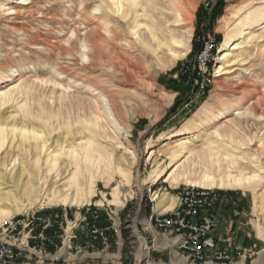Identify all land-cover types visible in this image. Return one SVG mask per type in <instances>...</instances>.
Here are the masks:
<instances>
[{"label":"bare ground","instance_id":"1","mask_svg":"<svg viewBox=\"0 0 264 264\" xmlns=\"http://www.w3.org/2000/svg\"><path fill=\"white\" fill-rule=\"evenodd\" d=\"M13 1L0 3V11L4 9L8 11L9 18L24 16L27 0H18V7L7 5ZM105 2V7L100 13H98L99 7H95L92 11L88 10L87 13L82 7L79 8L77 13L75 12L80 20L78 25L65 26L64 28L68 30L64 35L69 33L65 37L66 44L55 47L58 50V62L54 67L56 77L69 79L73 83H71L73 86H69L76 88V92H69L66 91L69 86H62L65 90H61L57 96L59 105L68 98L69 108L64 112L58 108L59 110L54 113L48 107L41 105L37 87L46 84L48 80L39 79V83L37 81L28 83L20 77L16 85L0 92V224L14 215L36 208L60 205L79 208L89 205L92 197L96 196L97 182L106 180L108 183L110 178L112 180L110 175L114 173L119 175L123 185H129L136 155L130 148L122 145L117 139L118 136L111 133L123 132V126L119 122L120 117L126 113H135L134 102L122 96L123 86L141 85L142 81L144 83L145 72L171 69L179 59L190 52L193 30L192 8L195 9V6L194 0H106ZM139 5L147 11H158L161 21L155 23L156 20L151 18V23L144 26L147 29H145L146 34L142 36L138 32L139 23L133 20L128 25L132 37L129 40L123 36L118 24L115 23V27L111 26V20H115L116 16L126 17L136 13ZM228 7L220 19V29L224 38L214 65V76H224L223 79L226 81L215 80L216 86L211 94L182 122L180 127L172 129L167 138H165L166 132L163 131L147 143L144 151L145 155H148L147 158L145 157L146 161L156 164V167L149 174L144 175L142 180L148 184L164 178L170 187L186 184L204 189L249 190L252 192V212L257 217L254 235L264 240V166L256 164L258 161L264 163V132L260 138L258 137L257 142L252 143V139H246L240 134L237 123L223 120L222 123L216 124L213 134L211 133L214 138L201 145L199 151H193L194 147H190L192 143L190 137H193L195 132L208 124L217 123L220 116L228 115L231 104L223 100L222 106L219 104L220 108L218 103L225 96L224 92L230 89L228 82L239 80L238 75L241 74L238 73L239 66L245 65L241 56L247 50V45L264 37V32L255 33V29L264 23V3L246 8ZM92 15H95L94 22L90 23L88 17ZM3 16L0 12V22ZM16 30L19 31L17 28ZM30 33L31 39L25 36L18 37L21 42L17 44L25 43L30 49H37L34 40H41L39 39L41 36L37 37L36 33ZM76 42L79 43L77 54L74 53ZM1 48L3 49L2 46ZM233 55L236 58H232ZM12 71V65L2 64L0 60V79L4 76H13ZM109 83H117L119 90L113 91V87H110L111 89L106 87ZM52 84L55 86L58 82L53 81ZM241 86L242 84L234 82L233 92L240 94ZM47 88L52 93H56L53 87ZM16 95L23 98L22 105L18 108L23 115V121H15L10 113L1 114L11 106L9 104L16 99ZM171 98L172 95H166L163 101L168 104ZM256 101L264 107V93L259 95ZM35 103L39 108H33ZM257 120H264V115H257ZM32 121H37V125ZM247 122L248 119L245 120V123ZM109 124L113 129L109 128ZM63 127L66 128L64 133L52 139L51 135ZM72 127H75L77 137L72 136L75 133L72 132ZM182 135L188 136L181 140L179 137ZM164 139L168 142L163 145L167 144L168 147L163 148L164 150L155 156L152 148L162 143ZM178 139L181 141L178 142ZM250 145L255 146L254 153L246 151ZM5 146L6 148L9 146L10 149L3 150ZM121 148L130 155L128 158L122 155L116 156V149ZM191 153L197 157L196 161H205L213 166L215 171L212 173L203 167V172L196 174L192 168H187L188 164L187 169L183 168V171L168 174V169L174 165L177 167L175 163ZM162 155L167 159L164 162L157 160L158 156ZM223 162H226L228 167L236 164L233 170L237 173L232 174L230 171L233 170L229 171L228 168L225 170L222 167ZM195 165L196 163H192L191 167ZM250 165L254 169L246 171V167L248 169ZM221 167L225 171L218 173L219 170H223ZM131 191L128 189L121 191L119 185H116L112 188V199L106 200L117 210L131 197ZM151 195L155 201L153 209L156 211L167 212L173 208L176 201V196L167 191L160 196L157 193ZM102 204V199L95 201V205ZM76 216H79L78 212ZM145 229L150 231V240L142 242L138 236H135V254L138 259L144 260V264H152L148 260L150 249L166 248L169 244H173L175 239L157 237L148 221ZM258 255L254 264H264V249ZM176 259L180 264L185 262L177 254ZM233 264L243 263L240 261Z\"/></svg>","mask_w":264,"mask_h":264},{"label":"rangeland","instance_id":"2","mask_svg":"<svg viewBox=\"0 0 264 264\" xmlns=\"http://www.w3.org/2000/svg\"><path fill=\"white\" fill-rule=\"evenodd\" d=\"M105 1L106 0H27L28 5H25V15L16 17L18 20L16 18H9L7 15L8 11L5 9L1 10V15L3 16L4 14V16L0 22V24H2L0 25V60L2 64L12 65V73H14L11 77L4 76V78L0 79V92L16 85L20 81V77L24 80H27L28 83L32 81H37V83H39V79L44 81L48 80L46 84H42V86L37 87L41 105L48 107V109L52 110L54 113L59 110L58 108H60V111L63 112L69 108L70 104L68 98H66L62 105H59V102L57 101V96L60 91L65 90L62 86H69L73 83L67 78L58 79L60 76L56 77L54 67H56V62H58V50L55 47H58L64 43L66 44V42H64L66 39L65 37H67L69 33L64 35L68 30L67 28H64L65 26L70 27L78 25L80 20L77 18L76 13L79 8L82 7L83 11L89 12L95 7H99V12H97L100 13L105 7ZM3 2L8 3L9 0H0V3ZM263 3L264 0H194L195 9L192 8L193 17L191 24L193 26V30L190 39V52L184 58L179 59L171 69L161 72H145L143 78L144 83L142 81L141 85L123 86L124 88L122 90V96L129 98L134 102L135 113L132 114L130 112L129 114H123L122 117H120L119 122L123 126L124 131L120 133L114 131L111 133L115 136H118L117 139L121 141L122 145L130 148L136 155L135 163L132 165L131 169L132 173L129 180V185H123L121 178L117 173L112 174V176L110 175L112 180L110 178L108 183H106V180H99L96 184L97 197H92L91 204H89L92 208L98 209L99 211H103L104 209L112 210L115 212L116 217L119 218V246L115 247L112 244L110 249V252L115 258L114 264H144V260L142 261L138 259L135 254V236H138L142 242H144V240H150V231H147L145 227L147 221L149 222L150 207L152 205L155 206V201L152 199L151 194L157 193V195L160 196L164 191H167L171 195L175 196L176 193L182 190L185 186H190L186 184H180L177 187H170L169 183L166 182L164 178L148 184L145 183V181L142 180V177L149 174V172H151V170L156 167V164L146 161L148 155H145L144 151L146 150L147 143L151 140H154L159 135V133L163 131L166 132L165 138H167L171 130L180 127L182 122L187 117H189L194 112V110L211 94L216 86L215 80L226 81V79H223L224 76H214L215 62L212 63V75L210 77L208 88L209 92L204 96H199L197 95L196 89L193 87V85L188 82L187 76L189 73L188 75L184 74L181 71V68L183 65H188L193 62L195 56L203 46V39H205L207 35L213 36L215 38L217 43V57L224 38L220 29V19L222 15L225 14L226 7L229 6L228 8H230L235 6L234 8H246L254 5L259 6ZM7 5L18 7L19 3L18 0H14L12 3ZM146 11L147 10L142 5H139V7H137L136 13L129 14L126 17L116 16L117 19L115 18V20H111V26L115 27V23L118 24L122 29L123 36L130 40L132 37L130 36L131 34L129 33L128 25L133 20H137L139 23L138 32L143 36L147 32V29L144 26L151 23V18L156 20L155 23H159L161 21L158 11L149 10L147 11L148 13ZM154 13L156 14L154 15ZM94 16L95 15H92L93 18L91 16L88 17V19H90V23L94 22ZM16 28L19 29L20 32L16 30ZM30 32L36 33L38 35L37 37L41 36L39 38L41 40H34L37 49H30L25 45V43L20 45L17 44V42L20 41L18 40V37L24 38L25 36V38L31 39ZM261 32H264V23H261L260 26L255 29L256 34H261ZM78 45V42H76L74 45V53L76 54L77 49L79 48ZM232 58L236 57L233 55ZM241 58L244 59L245 65H242V67L239 66L240 69L238 70V73H241L238 75L239 80L237 79V81L234 79L233 81L228 82V84L230 83V89L224 92L225 96L222 97V101L218 103L219 106V104L221 105L225 101L227 104H231V106L234 108L231 107L232 111L230 110L228 115H225V117L220 116L218 119L219 122L217 121V123L215 122L213 124L204 126V128L195 132L193 137H190L192 140L190 147H194L193 151H199V148L202 147L201 145L206 144L209 139L214 138V135H212L213 130L215 129L216 124L222 123L223 120L224 122L232 121L237 123L240 134L246 139H252V143L257 142V140L263 135L264 120L256 121V117L257 115H264V107L256 101V98L264 93V37H260L248 44L247 50L243 53ZM4 74L7 75V73ZM53 81L58 82V85L53 86ZM234 82L242 84L240 88L241 93L238 95L233 92ZM117 85V83H109L106 84V87H113V91H115L118 87ZM72 86H69L66 91L76 92V88ZM47 87H53L56 90V93H52ZM166 95H172V98L168 104H165L163 101ZM22 101V96L16 95V99L9 104L11 106L3 110L1 114L3 113L4 115H9L10 113L13 115V119L15 121H23V115L18 111V108L22 105ZM249 104H253L254 106L252 107ZM221 106L219 107L221 108ZM33 108H39L38 104H33ZM59 117L61 118V116ZM60 118L59 121H61ZM246 119H248L247 123H245ZM32 123H36L35 125H37V121H32ZM109 128H112L111 125ZM65 130L66 128L63 127L62 129L55 131V133L52 134L53 137L51 135V138H56L58 135L64 133ZM72 132H75L72 136L77 137L75 127H72ZM187 136L188 135H182L179 138L183 140V138ZM180 139H178V142L181 141ZM103 141L105 142V139ZM165 142H168V140L164 139L162 143L152 148L155 156L168 147L167 144L163 145ZM254 147V145H250V148H247L246 151L248 153H254ZM8 149H10L9 146H7V148L6 146L3 148V150ZM191 154H187L185 157H182L180 160H178L175 163L176 166H178L174 167V165V168L172 167L168 169V174H171V172H180V170L183 171V168L185 169L188 164L189 166L187 168H192L196 174L203 172V167H206L207 171L209 172L213 173L215 171L213 166L208 165L203 160H200L199 162L196 161L197 157L193 155V153ZM119 155L127 158L130 156L127 155L122 148L116 149V156L118 157ZM157 160L164 162L167 159L165 155H162L158 156ZM192 163H196V165L191 167ZM198 164H200L202 167L200 165L198 166ZM256 164H261L264 166V163H261V161L260 163L258 161ZM236 166V164H233L228 167L226 162H223L222 164V167L225 168V170L228 168L229 171L235 169ZM222 167L221 169H223ZM252 169H254V167L250 165V167H248V169L246 167L245 170L250 171ZM225 170H219L218 173ZM230 172L232 174L237 173L236 170ZM116 185H119L121 191L127 189L130 191L132 190L131 197L127 199L123 206L117 210L106 200L112 199V188H114ZM212 189L217 191L219 194V201H224L228 199V197L232 198V200L235 202L234 210L239 212L238 215L243 219V224H245L244 227L246 229H251L254 236V224L257 217L254 215L251 208L252 192L244 189ZM98 199L103 200V204L101 206L95 205V201ZM62 207L65 206H57L56 211L61 213L60 211L62 210ZM69 207L71 208L69 209L68 206H66V210L68 212L67 214L70 217H73L76 216V213L80 211L77 210L82 206L79 208L75 206ZM70 211L73 213L72 215L69 214ZM103 219L105 222L107 221L105 216H103ZM152 228L157 237H165L166 239L172 238L171 236H167L164 232L155 229L154 227ZM255 241H257V245L254 249L256 254L253 257V260L242 262L243 264H254V260L258 258L259 252L264 249V240L255 236ZM176 254L175 247L172 244H169L163 249L154 247L150 249L148 260L152 264H180L176 259ZM177 255L184 259V264H233L235 262H240V260H236L232 263H221L216 261L213 263H198L187 260V258L183 255Z\"/></svg>","mask_w":264,"mask_h":264},{"label":"built area","instance_id":"3","mask_svg":"<svg viewBox=\"0 0 264 264\" xmlns=\"http://www.w3.org/2000/svg\"><path fill=\"white\" fill-rule=\"evenodd\" d=\"M216 53L215 38L207 35L193 62L181 68L189 73L188 82L199 96L209 92ZM175 196V204L167 212L150 207L149 223L175 239L172 245L177 254L198 263L253 260V247L237 243L231 231L216 233L217 191L185 186ZM56 207L27 210L0 224V264H114L110 249L112 244L118 247L120 239L114 211L86 205L77 210L78 217L68 218L66 207L61 213ZM103 216L107 221L100 225Z\"/></svg>","mask_w":264,"mask_h":264},{"label":"crops","instance_id":"4","mask_svg":"<svg viewBox=\"0 0 264 264\" xmlns=\"http://www.w3.org/2000/svg\"><path fill=\"white\" fill-rule=\"evenodd\" d=\"M234 205L235 202L231 197H228V199L224 201L221 200L218 202L217 209L219 213V227L216 233L221 234L225 231H231L233 239L237 243L241 244L242 246H250L255 249L257 245V241H255V235L253 236L251 229H246L244 227L245 224H243V219L238 215L239 212L234 210ZM69 214L72 215L73 213L70 211ZM69 217L70 216H68V218ZM99 224H105L103 218H101Z\"/></svg>","mask_w":264,"mask_h":264}]
</instances>
